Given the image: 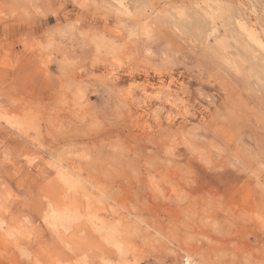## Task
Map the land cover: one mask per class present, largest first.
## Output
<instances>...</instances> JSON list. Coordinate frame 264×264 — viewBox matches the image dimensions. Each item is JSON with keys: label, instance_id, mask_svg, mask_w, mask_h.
Segmentation results:
<instances>
[{"label": "rangeland", "instance_id": "obj_1", "mask_svg": "<svg viewBox=\"0 0 264 264\" xmlns=\"http://www.w3.org/2000/svg\"><path fill=\"white\" fill-rule=\"evenodd\" d=\"M132 2L0 0V264H264V0Z\"/></svg>", "mask_w": 264, "mask_h": 264}, {"label": "snow or ice", "instance_id": "obj_2", "mask_svg": "<svg viewBox=\"0 0 264 264\" xmlns=\"http://www.w3.org/2000/svg\"><path fill=\"white\" fill-rule=\"evenodd\" d=\"M114 2L116 4V9H115L116 14L118 16H126L129 19L139 18L142 13L143 8L146 7V5H143L139 2L133 3L132 0H114ZM81 6L83 7L84 5L82 4ZM108 7L111 9L112 5L110 4L108 5ZM176 13L179 17L183 18L184 11L182 8L177 7ZM137 28L140 30L137 31L136 29H134L131 33L130 38L141 37V36L146 38L147 40H152L155 38L154 33L152 32L151 28L148 27L146 23L138 25ZM217 44L222 46L224 44V41L218 40ZM259 47L261 49H264V40H261L259 42ZM260 170H261L262 182L260 183L259 188L261 192L264 193V160L261 161ZM72 187H73L72 185H69L70 190ZM261 222L264 223V214L261 215ZM116 248L121 255L124 254V249L121 245L116 244ZM69 250H71V245L69 246ZM76 264H81V262L77 261ZM169 264H203V262L200 260L194 259L193 257L189 256L187 253H184V255L179 260H176L175 262L170 261Z\"/></svg>", "mask_w": 264, "mask_h": 264}, {"label": "clouds", "instance_id": "obj_3", "mask_svg": "<svg viewBox=\"0 0 264 264\" xmlns=\"http://www.w3.org/2000/svg\"><path fill=\"white\" fill-rule=\"evenodd\" d=\"M208 6L209 7H215L218 9H223L225 11H224V14L213 13L210 16L212 23L209 25L210 31L207 33V39L210 40L213 37H215L217 41L221 40L222 37H221L220 31H219L220 28H224L225 33L227 32L228 28H231L233 30L239 28L244 32L248 31V28L243 23L242 19H236L234 16H230L227 13V10L230 9V7H231L230 5L217 3L214 5H208ZM197 7H199V5H197ZM260 35L264 36V31H261ZM193 258L196 259L195 257H193Z\"/></svg>", "mask_w": 264, "mask_h": 264}, {"label": "bare ground", "instance_id": "obj_4", "mask_svg": "<svg viewBox=\"0 0 264 264\" xmlns=\"http://www.w3.org/2000/svg\"><path fill=\"white\" fill-rule=\"evenodd\" d=\"M252 35V37L256 40L257 38H256V36L254 35V34H251ZM258 37V36H257ZM260 42V41H259ZM64 218H67V217H64Z\"/></svg>", "mask_w": 264, "mask_h": 264}]
</instances>
